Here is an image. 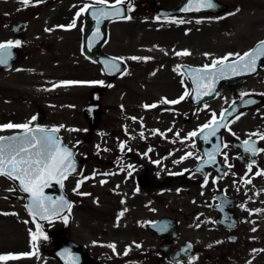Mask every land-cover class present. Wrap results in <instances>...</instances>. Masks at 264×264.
Here are the masks:
<instances>
[{
  "label": "flooded vegetation",
  "instance_id": "obj_1",
  "mask_svg": "<svg viewBox=\"0 0 264 264\" xmlns=\"http://www.w3.org/2000/svg\"><path fill=\"white\" fill-rule=\"evenodd\" d=\"M13 2H15L16 6L12 9L11 5L14 4ZM41 2L43 0L31 1L26 6L21 4V0H1L2 13L5 17H13V19L9 18L5 21L6 25L4 27L10 35L3 38L4 40L1 39L0 43L20 41V45L9 50L11 57L6 65H0V77L4 78L9 74L15 73L20 74L23 68L29 70L34 76L54 72L55 70H51L55 65L54 59L58 56L59 51H55L54 45L56 42L49 34L53 37H58L57 39L59 40H64V36L61 35L60 31L53 30L55 22L59 25L64 24L67 22L64 19L68 18L67 12L73 16L74 13L80 12L82 8L87 6V11L81 12L73 27L76 31V54L78 43L82 54V43L86 35V27L91 21L90 18H93L90 16V10L95 6L115 5L116 0H106V4L97 3V0H50L49 3L52 4V7H56V11L51 17H47V15L46 19H39L46 11V4L40 6L39 3ZM212 2L216 7L186 12L182 9L189 6V0H124L122 4L116 6L121 9V13L124 12L123 14H125L126 12L128 14L127 19L114 20L108 23V33H111V26L125 22L129 23L134 13H147L148 23L141 25V27L146 28L148 24H159L166 26V31H168L177 27L176 24L178 23L173 21L182 20L186 23L199 21L204 25L216 22L221 25H229L231 24L229 23L231 19L237 15H242L245 10L254 9L255 7L256 9H264V0H212ZM29 6L32 7L33 20L14 18L18 11L21 9L23 11ZM129 7L132 8V11H128ZM13 11L16 15L13 14ZM159 12H165L166 14L157 16ZM20 21L25 22L24 28L22 30L13 29V25ZM130 26L134 27L135 25L131 24ZM53 33H58L59 35H54ZM180 34H182V31L179 32ZM191 34L188 33L187 35L191 36ZM108 43L109 40L101 47L102 52L119 58L124 66L123 72L116 78H105L107 80L105 84H95L84 94L82 109L90 128L82 134L78 133V137L82 141L89 138L93 130L95 135L100 134L104 98L109 89L108 85L112 86V81L126 75L131 69V65L135 62L130 57H123L104 51V47ZM78 57L89 63L97 71L98 75L103 76L102 66L99 63L86 58L83 54ZM172 59V56L164 57V66L153 70L157 71L158 78H156V73L154 72L147 74V82L144 87L141 85L143 88H141L143 95L141 109L133 111L134 114L132 115H126L127 106L116 104L117 106L113 109L117 112L113 117V127L104 136L108 138L110 134L113 135L112 148H101L98 151L99 155L112 151L110 158L100 157V163L113 172L118 185L133 186V190L128 192L125 202L123 200L124 196H119L117 206L113 211L115 213L114 219L123 217L127 219V230H123L126 232L127 241L124 245L128 250L126 259H115L118 257L117 254H114L112 260L103 259L102 254L97 255L93 251V245L89 244L85 245V250L90 258L81 262L78 260L81 257L75 252L73 253V260L70 263L68 261V264H264V175L257 174L264 172V139L260 138L264 135V91L257 94L244 93L239 97H235L215 114L218 119L231 103L246 95H256L254 105L240 110L228 121V127L223 128L220 132V140H218L216 134L208 136L207 140L205 139L207 134L199 135V129L203 125L210 123L213 117L195 131L199 133L197 136L191 137L192 149H187V146L183 147L182 133L183 123L191 124L193 122L191 114L182 119L183 105L186 108L198 110L213 104L221 92H230L232 88L241 84L245 87L247 81L257 79L264 69V62L254 77H247L233 84L219 85L215 98L210 99L208 95H203L202 92L199 98L195 100L189 98L191 84L183 72L182 64L206 65L191 64L180 59L177 63L168 61ZM75 63V73L84 71V64ZM177 68L179 71H174ZM65 69L69 73L67 64ZM183 82H185L186 91L189 95L176 104L161 103L164 99L168 101L179 100L182 96ZM201 86L204 88L202 84ZM6 87L5 83L0 85L2 95L6 92ZM155 87H158V89ZM131 92L134 93L135 90ZM140 96L141 94L136 95L137 98ZM120 98L122 97H117V99ZM1 101H6L4 102L6 104L10 103L6 99ZM65 104L62 102L60 105ZM89 105H96V108L86 112L84 108ZM151 105H156V107H145ZM38 110L35 111L36 116L38 115ZM44 112L46 110L41 113ZM250 113H254V132L248 131L242 135L232 133L231 130L237 118ZM19 118H21L19 112L0 110L1 126L5 125L8 120L14 122ZM42 121H36L30 126L58 128V135L62 141L70 145L66 140L67 134L63 129L54 124L45 125ZM20 131V129L0 130V137ZM141 133L143 134L142 136ZM119 138H125V140L121 141ZM246 140L255 144V147L259 150L256 155L244 151L243 142ZM121 144L124 145L123 150H121ZM218 144L221 145V148L213 164L210 162V157L207 153L214 152ZM224 144H227L228 147L224 148ZM81 145H83L82 142H79L75 146L80 149ZM184 153H191L193 163L190 168L175 172L183 173L182 175L168 174V165L170 168L175 167V163L182 161ZM225 154L227 160H225ZM83 157L84 154L82 155ZM168 159L172 160L173 163L170 161L168 164ZM83 160L85 161L84 158ZM206 161L208 163H205ZM211 164L217 166V168H214L215 166H211ZM249 164L252 165L251 171L248 170ZM129 172H131V175H129ZM80 178H69L65 181L64 186L66 187V183L68 184L71 179ZM248 180L251 182L245 183ZM10 183L16 190L14 183L11 181ZM203 186L214 188L212 193L214 198L213 208L216 205L215 195L218 193L223 194L227 208L231 210L229 214L233 217L232 221L229 222V227L216 224L217 212L215 211L212 227L183 229L180 218L182 214L181 205L177 202V207L173 203L174 208L176 205L174 212L167 213L165 211L167 205L166 195L170 187H175L178 190L176 197L179 196L181 199L184 193L188 196L189 202L199 204L200 200H203L205 196L200 191ZM17 195L10 194L8 198L17 200L18 197H22L20 193ZM68 195L73 203V196L69 193ZM22 199L24 200L23 197ZM175 200L177 201L176 198ZM196 211L194 209L192 213L188 212V214L194 215ZM142 214L145 215L146 219L139 218ZM161 220H168V222L159 223ZM33 224L35 225L34 230L37 232V226L35 223ZM151 224L155 225L150 226ZM66 225L67 228L61 229V233H56L49 229L47 238L45 240L42 239V242L45 241L41 247L42 254L48 259V264H62L60 259L55 254H52L58 236H65L74 240L67 232L70 230L71 218L68 219ZM116 230H120V228L117 227ZM29 236L27 233L25 240H16L11 237L9 242L2 246V250L5 248V252L12 253L23 250L33 253L34 249ZM179 251L183 252L180 254ZM63 254L64 259L68 258L71 260V252L68 251V248L64 249ZM17 262L16 260H10L7 264H17ZM26 263L36 264V262L31 261Z\"/></svg>",
  "mask_w": 264,
  "mask_h": 264
},
{
  "label": "rangeland",
  "instance_id": "obj_2",
  "mask_svg": "<svg viewBox=\"0 0 264 264\" xmlns=\"http://www.w3.org/2000/svg\"><path fill=\"white\" fill-rule=\"evenodd\" d=\"M49 2L50 0H43V2L39 3L40 6L46 4V11L39 19H46L54 15L56 7H52ZM13 3L11 5L12 9L16 6L15 2ZM21 4L24 5L22 2ZM2 11L3 9L0 6V35H3L0 37V41L10 35L4 27L6 25L5 21L9 18L13 19V17H5ZM13 14L16 15L14 11ZM15 17L33 20L32 7L29 6L23 11L21 9ZM67 17L64 18L67 20L64 24L59 25L55 22L53 29L60 31L65 41L49 34L56 42L54 45L55 51H59L58 56L54 59L55 65L51 70L55 71L34 76L29 70L23 68L20 74L15 73L4 78L0 77V85L3 83L7 85L4 95L0 91V110H13L21 115V118L16 119L14 122L8 120L5 125L9 123L21 125L29 122L33 124L36 121L43 120L42 123L45 125L54 124L63 129L67 134L66 140L68 143L78 144L82 142L83 145H81L78 155L84 154L86 161L85 176L80 179H71L68 184L66 183L65 187L66 193H69L74 199V206L71 210V225H69L70 230L67 232L73 239L93 245V251L97 255L102 254L103 259L112 260L114 254L119 257L115 259H126L127 254L125 252L128 250L124 245L127 241L126 232L123 230H127V219L124 218L121 221H117L118 219H114L115 213L113 211L117 206L119 196L123 195L125 202L128 192L133 190V186L118 185L113 172L100 163V157L110 158L112 151L98 154L101 148H112L113 135L110 134L108 138L104 136L113 127V117L117 113L113 109L117 106L116 104L125 105L128 109L125 112L126 115H132L134 114L133 111L142 108L143 95L141 85L144 87L147 82V74L150 72L156 73V78L159 77L157 71L153 70L164 66V57L172 56L173 59L168 60L170 62L177 63L180 59L183 62L196 65H211L213 60L222 59L229 54H232L229 60L236 58V54H242L256 41L264 38V9H256L255 7L254 9L245 10L242 15H237L231 19L229 22L231 24L229 25H221L216 22L204 25L201 22L190 21L178 23L176 28L168 31H166V26L159 24H148L146 28H143L141 25L148 23V15L142 12L134 13L129 23L125 22L111 26L112 33L109 43L104 47V51L123 57H136L139 59H134L135 62L131 65V69L126 75L112 81V86L109 87L104 98V109L101 118L102 130L99 135H95L93 130L91 136L85 141L80 140L78 137V133L82 134L90 128L82 111L83 96L95 84L59 87H54V85L70 81H103V84H105L107 80L104 76L98 75L97 71L89 63L78 57L82 55L79 43L76 54V31L73 27L69 28L68 26L72 24L74 19L75 21L78 20L79 16L77 17V13L71 16L67 12ZM131 24L135 26L132 27L130 26ZM180 31H182V34L179 35ZM188 33H192L191 36H188ZM53 34L59 35L58 33ZM185 50L190 55L178 56L176 54ZM75 62L84 64V71L75 73ZM66 64L69 68V73L65 69ZM155 88L158 89V87ZM133 90H135L134 93L131 92ZM262 91H264V69L257 79L247 81L245 87L241 84L232 88L230 92H221L217 100L205 108L194 110L183 105L182 119L191 114L193 121L191 124L183 123V147L187 146V149H192L189 133L196 131L231 99L244 93L257 94ZM185 92L186 85L183 82L182 95ZM137 94H141V96L137 98ZM118 96L122 98L117 99ZM2 99H6L10 103L6 104L4 103L6 101H1ZM62 102L66 104L60 105ZM38 109L41 112L46 110V112L41 113ZM36 110H38L37 116ZM33 116L36 117L35 121H32ZM241 116L235 121L231 132L235 135H242L248 131L254 132V113ZM119 140L124 141L125 138H119ZM187 154L184 153L182 161L175 163V167L170 168L168 165L167 173L173 174L176 171L189 169L193 161L191 156L184 158ZM170 161L173 163L172 160L168 159V164ZM80 181H83V183H80L78 190L74 191ZM102 181L104 183H101ZM168 191L165 211L167 213L174 212L178 202L182 208L180 218L183 229L213 226L212 221L215 210L213 208L214 198L212 193L214 188L204 186L200 188L201 193L205 196L203 200H200L199 204L189 202L188 196L184 193L181 199L179 196L176 197L178 190L175 187H170ZM10 194L15 196L18 193L10 182L0 178V255L18 256L19 258L15 259L18 261L17 264H28L26 262L30 261L36 262V264H48V259L43 256L41 249L45 241L42 242L40 238L35 242L36 248L33 255H25L30 252L23 250L12 253L5 252V248L2 250V246L7 244L11 237L16 240H25L27 233L30 238L31 233H36L33 222L25 211L24 200L22 197H18L17 200H11L8 198ZM173 203L176 204L175 208ZM194 209L197 210L196 214H188V212L192 213ZM139 218L146 219L144 214L140 215ZM65 224V220L60 219L50 222L46 225V228L50 229V231L61 233V229L67 228ZM116 227H119L120 230H116ZM108 245H115V251ZM9 261H4L3 263L7 264Z\"/></svg>",
  "mask_w": 264,
  "mask_h": 264
},
{
  "label": "snow or ice",
  "instance_id": "obj_3",
  "mask_svg": "<svg viewBox=\"0 0 264 264\" xmlns=\"http://www.w3.org/2000/svg\"><path fill=\"white\" fill-rule=\"evenodd\" d=\"M23 4L26 6L30 3V0H21ZM124 2V0H116L115 5H109L112 9L111 12H106L104 9H100L98 13L94 12V15L103 16L105 18H110L112 15L120 16L121 9L116 5H120ZM97 3L106 4V0H97ZM216 5L212 2V0H189V6L182 9L183 11H199L201 8H214ZM87 11V6L82 8L80 12L77 13V17L81 14V12ZM128 11H132V8L129 7ZM130 19V17H128ZM75 19L72 24L68 27L75 26ZM175 23H184V21H173ZM199 22V21H197ZM99 23V20L97 21ZM20 45V41H16L15 43L8 41L5 43H0V65H6L8 60L11 57V52L9 51L13 47H18ZM178 56H187L190 55L188 51L178 52L176 53ZM264 54V42H261L259 48L255 52H246L243 55L236 54L238 59L231 62L226 63L229 60L228 56L223 57L222 59L213 60L210 66L206 65L203 69L196 70L194 72H190V75L193 77V83L197 85V95H200V85L203 84L204 92L203 95H209L214 90L213 84L217 79L226 78L227 74L240 75L244 72H252L256 70V61ZM132 59H139L133 57ZM219 66V67H218ZM107 71L109 73L119 71V67L116 63H106L105 65ZM174 71H179V69H174ZM91 84H101L103 85V81H70V82H62L60 85H54V87L59 86H70V85H91ZM111 87V85H108ZM189 95L186 91L184 95H182L179 100L168 101L166 99L162 100L161 103L164 104H176L179 103L180 100H183L185 96ZM252 101H249L251 103ZM145 107H156V105L145 106ZM224 114H221L220 119L216 118V115L213 114V118L210 123L203 125L199 129V133H204L207 131V135L205 139L207 140L208 136H214L216 132L220 128H227L228 125L223 123ZM36 117H32V121H35ZM30 123H25L21 125H15L9 123L7 125L0 126V130L4 129H20L23 132V135L13 136L10 138L0 137V176H4L9 180L19 181L20 189L29 194L30 197V205L29 212L33 217H39L40 219H48L50 215H59L65 208H71V205L66 203L63 199L59 201L56 207H49L47 203V198L42 196V188L47 186L48 183L55 179L58 183L63 179L67 178L69 174V169L74 170V163L72 160V152L63 148L59 143V138L55 135L59 129L52 128L50 130H45L41 127L33 128L30 126ZM198 132L189 133V137H195L199 134ZM143 134L141 133V136ZM264 139V135L260 137ZM244 151L246 153H251L252 155H256L257 151H259L254 143H250L249 141H244ZM121 150H123L124 145L121 144ZM224 148H227L228 145L224 144ZM221 145H217L216 149L212 153H207L210 157V162L215 163V155L220 151ZM151 151V149H149ZM191 156V153H188L184 158H188ZM225 160H227V156L225 154ZM205 163H208L206 161ZM252 165H248V170L251 171ZM199 171V169H197ZM183 173H175V175H182ZM258 175H264V172L257 173ZM131 175V172H129ZM206 182V181H205ZM251 181H245V183H250ZM80 183L78 182L77 191ZM101 183H104L103 181ZM87 195V194H83ZM122 215V213H121ZM65 222H67V217H62ZM27 223V222H26ZM38 231L36 233H31V242L32 247L34 249L33 253L25 254V255H33L35 254L36 244L35 242L39 238L46 239L47 237L43 236L41 232H39V225H37ZM108 247L112 248L115 251V245H108ZM139 247V245H137ZM127 254V252H125ZM18 256L15 255H0V262L15 260L18 259Z\"/></svg>",
  "mask_w": 264,
  "mask_h": 264
},
{
  "label": "water",
  "instance_id": "obj_4",
  "mask_svg": "<svg viewBox=\"0 0 264 264\" xmlns=\"http://www.w3.org/2000/svg\"><path fill=\"white\" fill-rule=\"evenodd\" d=\"M100 9H104L106 12H111L112 11V9L110 7H108V6H95L92 10H90V12L92 14L94 12L98 13ZM120 16L112 15L110 18H105L103 16H99V15H94L93 14V16H92L93 18L91 19L89 25L87 26L86 35H85V38H84V41H83V52H84V54L87 57H90L91 59L100 62L102 64V66L104 67V71L108 75L111 74V73H109L107 71V69L105 67L106 63L114 62V63L117 64V66L119 67V69L122 68L121 67V64H120V62H119L118 59H116L114 57L105 56V55L101 54L99 52V49H100V47L102 46V44L106 40L107 33H106V28L105 27H106L107 22H109L111 20L118 19V18H122ZM98 20H99V23H97ZM23 25H24V22H21V23H19L15 27L21 28V27H23ZM261 42H264V40H261V41L257 42L251 49H249L246 52H250V51L251 52H255L259 48ZM237 59L238 58H236L234 60H231V61H227L226 63H231V62H233V61H235ZM263 61H264V54H261V56L256 61V70L255 71H252V72H244V73H242L240 75H233V74H230L229 73V74H227V77L226 78L217 79L215 81V83L213 84V89L214 90L211 92V94L208 95L209 98L215 97L216 90H217L218 86L220 85V83H223V82H227V83L235 82L236 80H239V79H241L243 77L251 76V75L255 74L257 72L258 68L260 67V65L263 63ZM183 68H184L185 74L189 78L190 83L192 84V88H191V91H190L189 98L196 100V98H199V96L197 95V91H196L197 85L193 83V77L190 75V72H194L196 70L203 69V68L192 67V66H188V65H184ZM109 76H114V74H111ZM202 92H204V88L200 85V94ZM205 98H208V97H205ZM249 101H252V102L249 103ZM255 101H256V97H254V96H248V97L242 98V99H240V100L232 103L231 106L223 112L224 119H223L222 122L225 123V124H227V122L230 120L231 117H233L235 114H237L241 109L246 108L248 106H251V105L255 104L254 103ZM222 129L223 128H220L216 132V135H217V138L218 139L220 138V131ZM207 131L208 130H205L204 133H200L199 135H201V134H204L205 135V134H207ZM20 135H23V132L22 133H19V134H14V135H11V136H8V137H5V138H10V137H13V136H20ZM55 135L57 136V134H55ZM59 143H60V145L63 148L69 149L72 152V154H73L72 155V160H73V163H74V170L73 169H69V174L67 176H69V175H78L80 173L81 169H82V161L81 160H77L74 157L75 152H76L75 147H68V146L62 144V142H61L60 139H59ZM216 157H217V154L215 155V158ZM14 181L17 183V186L20 189L19 181H16V180H14ZM62 181L58 183L55 179H53V180H51L48 183L47 186H45V187L42 188V196L45 197V198H47V203H48L49 207H56L57 203L59 201H61V199H63L66 203L70 204L69 201H68V199H67V197L64 195V193L62 191V188H61ZM53 183L55 184V186H52ZM25 194L27 195V197H26V201H27V203H26V209L29 212V208L27 206L30 205V197H29V194L28 193H25ZM219 197H220L219 203L216 206V209L219 212V217L217 219V222L219 224H225L228 221V219H229V215H228V211L226 209V206L224 204L225 202L222 199V195H219ZM67 210L68 209L65 208L59 215H50L48 217V219H40L38 216L35 217L34 219L37 222H39V223H43V222H46V221H49V220H52V219L61 217L62 215H64L66 213ZM62 241H66L67 244L69 243V241L66 240V239L65 240L62 239ZM70 243H71L70 246L73 248V251L75 249H78L77 245H75L72 242H70Z\"/></svg>",
  "mask_w": 264,
  "mask_h": 264
}]
</instances>
